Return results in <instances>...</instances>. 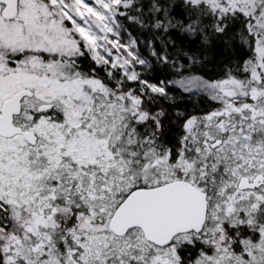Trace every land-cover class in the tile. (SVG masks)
Listing matches in <instances>:
<instances>
[{
    "label": "snow or ice",
    "instance_id": "snow-or-ice-1",
    "mask_svg": "<svg viewBox=\"0 0 264 264\" xmlns=\"http://www.w3.org/2000/svg\"><path fill=\"white\" fill-rule=\"evenodd\" d=\"M0 264H264V0H0Z\"/></svg>",
    "mask_w": 264,
    "mask_h": 264
}]
</instances>
